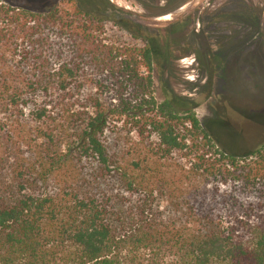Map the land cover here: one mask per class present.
Returning <instances> with one entry per match:
<instances>
[{
    "label": "trees",
    "instance_id": "16d2710c",
    "mask_svg": "<svg viewBox=\"0 0 264 264\" xmlns=\"http://www.w3.org/2000/svg\"><path fill=\"white\" fill-rule=\"evenodd\" d=\"M102 27L0 1V264H264V140L158 103L151 41Z\"/></svg>",
    "mask_w": 264,
    "mask_h": 264
},
{
    "label": "rangeland",
    "instance_id": "374dc122",
    "mask_svg": "<svg viewBox=\"0 0 264 264\" xmlns=\"http://www.w3.org/2000/svg\"><path fill=\"white\" fill-rule=\"evenodd\" d=\"M0 1L40 13L80 9L102 19L109 46L151 41L158 103L186 100L178 108L235 154L264 140V0ZM119 126L124 136L129 126Z\"/></svg>",
    "mask_w": 264,
    "mask_h": 264
}]
</instances>
